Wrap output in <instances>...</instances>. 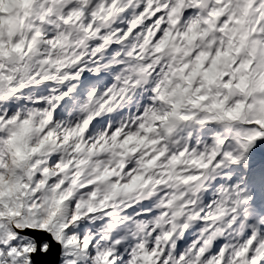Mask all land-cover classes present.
I'll use <instances>...</instances> for the list:
<instances>
[{
	"label": "clouds",
	"instance_id": "1",
	"mask_svg": "<svg viewBox=\"0 0 264 264\" xmlns=\"http://www.w3.org/2000/svg\"><path fill=\"white\" fill-rule=\"evenodd\" d=\"M229 2L233 6L244 3L243 12L237 11L238 19L230 17L206 38L194 37V32L204 31L203 25L186 35L169 31L158 41L160 56L151 44V34L146 33L141 60L155 58L143 65L144 73L133 78L121 72L106 91L93 88L91 97L69 96L70 103L54 120V105L47 97L59 93L62 87L75 92L79 80L72 83L77 73L71 70L88 55L87 51H69L71 42L62 34L39 46L33 44L35 37L26 44L27 24L23 32L19 27L14 33L7 32L4 39L15 36L16 43L0 45V78L15 79L17 69L9 65H18L26 57L24 66L32 74L23 86L32 90L14 113V122L0 124L4 133L0 137V197L25 195L27 186L35 182L32 194L38 191L45 202L55 197L65 211L89 222L99 221L100 214L115 219L125 209L161 192L164 195L159 196L156 206L164 197L178 203L189 193L195 199L181 207L189 202L196 204L204 184L182 174L199 167L194 157L197 147L217 141V133H227L235 140L233 129L245 136L264 130V24L260 23L264 13L255 15L264 0L256 8L255 0ZM223 12L218 9V15ZM18 13L17 4L8 0L0 3V16L15 18ZM212 23H217L215 17ZM158 64L159 72L153 76ZM37 99H45L43 107L29 103ZM97 117L98 122L89 129L85 121L90 123ZM175 120H179L175 135L167 137L165 128ZM254 124L257 127H247ZM112 126L113 131L119 129L115 139L112 133L104 134ZM13 133V144L9 145L6 140ZM192 141L193 152H188ZM238 144L236 141L231 147L238 150ZM153 160L156 162L151 163ZM18 161L27 165L31 175L22 174ZM105 208L111 212L105 213ZM90 212L97 215L89 216Z\"/></svg>",
	"mask_w": 264,
	"mask_h": 264
},
{
	"label": "snow or ice",
	"instance_id": "2",
	"mask_svg": "<svg viewBox=\"0 0 264 264\" xmlns=\"http://www.w3.org/2000/svg\"><path fill=\"white\" fill-rule=\"evenodd\" d=\"M4 2L0 0V3ZM23 2L28 5L27 9L7 32L14 33L17 27L23 32L27 24L26 44L28 39L35 37L33 44L39 46L41 42L51 41L57 34H62L66 41L71 42L69 51L76 48L77 52L91 53V59L84 56L71 70L77 73L72 83L79 80L75 92L62 87L59 93L47 97L54 105L53 120L70 103L69 96L91 97L93 88L106 91L114 80L119 79L117 74L121 72L125 76L132 74L133 78L144 73L143 65L155 58L141 60L145 55L141 52V45L146 33L151 34V44L156 46V56H160L158 41L162 36L167 37L169 31L186 35L203 25L204 31L194 32V37L206 38L210 31L214 32L229 22L230 17L238 19L237 11L242 13L244 10L243 2L233 6L229 0ZM218 9H224L223 14L218 15ZM214 17L216 24L212 23ZM4 34L0 28V45L14 46L15 36L6 41ZM26 59L20 60L18 65H9L17 69L15 79L11 76L0 78V124L14 122V113L32 90L31 86H23L32 74L24 66ZM85 63L87 67H82ZM162 63L163 60L160 61ZM158 72L159 64L152 75ZM45 102V99L29 101L37 107H43ZM98 119L85 123L91 129ZM178 123L179 120L173 121L163 134L174 136ZM114 127H109L104 134L112 133L115 139L119 129L113 131ZM247 127L255 128L257 125ZM233 133L235 140L227 133H217V141L209 140L203 147H197L194 157L199 167L186 175L194 176L196 183L203 182L204 194L196 204L189 202L183 208L185 201L195 199L191 193L178 203L164 197L163 202L156 206L159 196L164 195L161 192L140 205L125 209L115 219L100 214L99 221L89 222L65 211L55 197L45 202L40 199L38 191L32 194L35 182L27 186L25 195L17 193L10 198L0 197V264H264V195L258 197L256 190L248 186L247 176H237L241 165L250 168L257 143L264 145V130L246 136L236 129ZM3 136L4 133L0 132V137ZM14 136L11 134L6 143L13 144ZM236 141H239L238 150L231 147ZM194 144L192 141L188 152H193ZM55 159L53 156L52 160ZM18 164L22 174L31 175L27 165L20 161ZM232 188L239 190V198L222 199L221 192ZM20 191L23 192L24 188ZM104 212H111V209L105 208ZM92 215L97 213L90 212L89 216ZM164 240L167 243H163Z\"/></svg>",
	"mask_w": 264,
	"mask_h": 264
},
{
	"label": "rangeland",
	"instance_id": "3",
	"mask_svg": "<svg viewBox=\"0 0 264 264\" xmlns=\"http://www.w3.org/2000/svg\"><path fill=\"white\" fill-rule=\"evenodd\" d=\"M63 3V0H61ZM10 3H15L19 6V13L15 18L9 16H0V28L4 30V38L6 39L7 30L10 26H15L17 22V17L22 16L24 10L27 9L28 5L23 2V0H11ZM257 5H261V0H255L253 8H256ZM264 13V5H261L259 11L255 13V15H261ZM264 16H261L260 23L264 24ZM259 27V25H258ZM218 43V41H217ZM90 56V54L88 55ZM261 166V167H260ZM237 173L242 174L243 176H247L250 179H256L259 183V186L254 187V184H249L248 186L254 188L256 190L257 196L264 195V145L257 143L256 147L253 148V154L250 160V168H245L243 165L239 167V171ZM255 174V175H254ZM186 175V174H182ZM204 188H201L200 194H204ZM239 190L237 188H232L227 192H221V198L232 199L233 197H237ZM206 195V194H205Z\"/></svg>",
	"mask_w": 264,
	"mask_h": 264
},
{
	"label": "trees",
	"instance_id": "4",
	"mask_svg": "<svg viewBox=\"0 0 264 264\" xmlns=\"http://www.w3.org/2000/svg\"><path fill=\"white\" fill-rule=\"evenodd\" d=\"M260 167H261V166H260ZM237 176L240 177V178L244 177V176H243L242 174H240V173H237ZM247 184H248V185H249V184H254V187L259 186V183H258V181H257L256 179H250V178H248ZM208 195H209V194L206 193V196H208Z\"/></svg>",
	"mask_w": 264,
	"mask_h": 264
}]
</instances>
